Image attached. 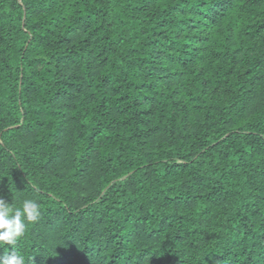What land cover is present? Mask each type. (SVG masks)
I'll return each instance as SVG.
<instances>
[{
  "label": "trees",
  "instance_id": "obj_1",
  "mask_svg": "<svg viewBox=\"0 0 264 264\" xmlns=\"http://www.w3.org/2000/svg\"><path fill=\"white\" fill-rule=\"evenodd\" d=\"M0 198L25 264H264V0H0Z\"/></svg>",
  "mask_w": 264,
  "mask_h": 264
},
{
  "label": "clouds",
  "instance_id": "obj_2",
  "mask_svg": "<svg viewBox=\"0 0 264 264\" xmlns=\"http://www.w3.org/2000/svg\"><path fill=\"white\" fill-rule=\"evenodd\" d=\"M41 213L40 204L31 198L23 200L18 208L0 198V243L14 245L25 234L28 222H37ZM0 264H25L22 254L11 251L0 255Z\"/></svg>",
  "mask_w": 264,
  "mask_h": 264
}]
</instances>
